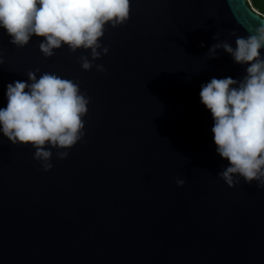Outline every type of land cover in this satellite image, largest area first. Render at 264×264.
Listing matches in <instances>:
<instances>
[{"label":"water","instance_id":"1","mask_svg":"<svg viewBox=\"0 0 264 264\" xmlns=\"http://www.w3.org/2000/svg\"><path fill=\"white\" fill-rule=\"evenodd\" d=\"M130 3L126 23L105 26L90 70L79 59L90 49L45 57L43 38L17 47L0 28V107L7 85L37 68L89 99L83 138L51 148L48 171L31 144L0 132V264H264V187L218 175L229 162L199 95L212 78L246 75L223 49L208 58L216 33L235 47L227 33L246 37L261 21L245 0Z\"/></svg>","mask_w":264,"mask_h":264},{"label":"clouds","instance_id":"2","mask_svg":"<svg viewBox=\"0 0 264 264\" xmlns=\"http://www.w3.org/2000/svg\"><path fill=\"white\" fill-rule=\"evenodd\" d=\"M244 2V0H243ZM130 0H0V28L9 35L10 43L26 46L33 35L43 38L39 49L45 57L54 49L67 45L71 52L90 49L91 60L80 56L81 68L90 70L101 58V38L105 26L127 22ZM250 12L261 21L248 35L239 36L235 29V47L217 32L208 50L209 59L218 49L230 54L235 63L247 65L242 79L212 78L201 86L200 101L211 112V129L217 153L229 162L218 175L229 187L240 182H257L264 187V12L252 7ZM203 46V45H202ZM103 54L108 48L103 47ZM4 63L0 55V65ZM106 71L103 65H95ZM37 68L27 72L28 81L17 80L7 85V106L0 107V132L14 144H31L33 159L43 171L50 170L51 148L70 149L84 136L89 99L79 84L44 72L37 78ZM50 146V147H48ZM68 151H57L66 159ZM176 184L183 186L184 179Z\"/></svg>","mask_w":264,"mask_h":264},{"label":"trees","instance_id":"3","mask_svg":"<svg viewBox=\"0 0 264 264\" xmlns=\"http://www.w3.org/2000/svg\"><path fill=\"white\" fill-rule=\"evenodd\" d=\"M246 3L252 8V6L249 4V0H245ZM253 4H255L257 7L260 8L261 12H264V0H251Z\"/></svg>","mask_w":264,"mask_h":264},{"label":"rangeland","instance_id":"4","mask_svg":"<svg viewBox=\"0 0 264 264\" xmlns=\"http://www.w3.org/2000/svg\"><path fill=\"white\" fill-rule=\"evenodd\" d=\"M248 2H249V4H250L252 7L258 8V9L260 10V8L257 7L255 4H253L251 0H249Z\"/></svg>","mask_w":264,"mask_h":264}]
</instances>
